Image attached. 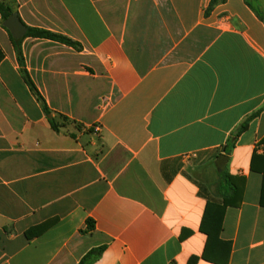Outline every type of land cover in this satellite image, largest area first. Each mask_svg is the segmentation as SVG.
Returning <instances> with one entry per match:
<instances>
[{"label": "crops", "instance_id": "crops-1", "mask_svg": "<svg viewBox=\"0 0 264 264\" xmlns=\"http://www.w3.org/2000/svg\"><path fill=\"white\" fill-rule=\"evenodd\" d=\"M3 1L0 264H264V0Z\"/></svg>", "mask_w": 264, "mask_h": 264}, {"label": "trees", "instance_id": "trees-1", "mask_svg": "<svg viewBox=\"0 0 264 264\" xmlns=\"http://www.w3.org/2000/svg\"><path fill=\"white\" fill-rule=\"evenodd\" d=\"M218 1L219 0H213L209 9H211L212 6L215 3H217ZM246 1H247L248 5L253 8L250 1L249 0H246ZM0 14L2 15V18L4 21L7 20L13 14V11L10 9V7L6 6L1 0H0ZM25 37H33V38H38V39H48V40H51V41H54V42H57V43H60L63 45H67V46H71V47H78L75 42L71 41L70 39H68L64 36L54 34L51 32H47L44 30H39V29H28L27 35ZM12 42L15 45L18 60L22 66L23 65V54H22V50H21V46H20L21 40H15L12 38ZM22 73H23V77H24L26 83L28 84V86L30 87L32 93L35 95L37 100L41 103L44 112L49 116V122H50L52 129L56 132H59L60 128H61V124L58 123L56 118L52 116V112L49 110L45 100L39 94L38 90L36 89L35 85L31 81L29 75L27 74V72L25 71L24 68H22ZM59 117L63 120V122L68 121L67 118H65L63 116H59ZM223 182L224 183L220 189V192H221V194L225 200V203H224L225 205L223 207H220V206H216L213 204H209L207 206L205 216H204L202 226H201V231L203 233H205L207 235V238H208L207 250L211 246H214L215 244H218V245L222 244V242L220 240V233H221V229H222L224 210L228 204H231L230 199L237 194V188L233 184L231 176H229V175L224 176ZM229 195H231L232 197H230ZM50 226H51V223H46L44 225L39 226L38 228H36V234H42ZM89 228L90 229L93 228L91 222H89ZM30 236H32V235L28 234V237H30ZM225 246L228 247V251H227L228 252L227 255H228L229 250H230L229 249L230 246H229V244H226ZM103 250L104 249L101 248L99 250H94V251L90 252L81 261L80 264H90L95 259L96 256L101 255ZM205 257H206V255H205ZM197 261H198L197 258H193L191 260V264H195ZM213 261L215 263H220V261H216V260H213ZM222 264H224V262H222Z\"/></svg>", "mask_w": 264, "mask_h": 264}, {"label": "water", "instance_id": "water-1", "mask_svg": "<svg viewBox=\"0 0 264 264\" xmlns=\"http://www.w3.org/2000/svg\"><path fill=\"white\" fill-rule=\"evenodd\" d=\"M3 26L9 30L12 38L15 40H22L27 35V28L22 24L18 14H12L4 21Z\"/></svg>", "mask_w": 264, "mask_h": 264}, {"label": "rangeland", "instance_id": "rangeland-1", "mask_svg": "<svg viewBox=\"0 0 264 264\" xmlns=\"http://www.w3.org/2000/svg\"><path fill=\"white\" fill-rule=\"evenodd\" d=\"M3 3H4V1L3 0H1ZM5 4V3H4ZM6 5V4H5ZM7 6V5H6Z\"/></svg>", "mask_w": 264, "mask_h": 264}, {"label": "built area", "instance_id": "built-area-1", "mask_svg": "<svg viewBox=\"0 0 264 264\" xmlns=\"http://www.w3.org/2000/svg\"><path fill=\"white\" fill-rule=\"evenodd\" d=\"M263 152V151H262Z\"/></svg>", "mask_w": 264, "mask_h": 264}]
</instances>
